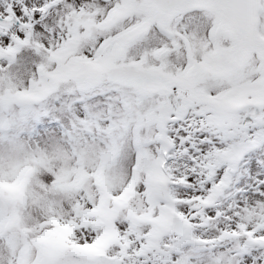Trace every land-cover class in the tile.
Wrapping results in <instances>:
<instances>
[{"label": "snow or ice", "instance_id": "1", "mask_svg": "<svg viewBox=\"0 0 264 264\" xmlns=\"http://www.w3.org/2000/svg\"><path fill=\"white\" fill-rule=\"evenodd\" d=\"M221 9H243L245 18L223 30ZM0 25V94L10 83L27 88L42 67L85 66L38 98L22 92L18 102L0 103L10 149L19 150L26 131L51 155L65 142L97 159L111 153L107 171L125 182L147 159L168 179L165 191L184 222L161 240L166 264H264V101L251 94L236 109L214 102L264 85V0H0ZM70 41L58 66L50 54ZM218 50L240 51L241 62L226 74L207 72ZM200 200L206 205L195 207ZM81 232V244L95 236L80 229L78 239ZM141 243L123 264H160L155 250L139 254Z\"/></svg>", "mask_w": 264, "mask_h": 264}, {"label": "rangeland", "instance_id": "2", "mask_svg": "<svg viewBox=\"0 0 264 264\" xmlns=\"http://www.w3.org/2000/svg\"><path fill=\"white\" fill-rule=\"evenodd\" d=\"M218 15L222 18L221 28L231 30L225 16L220 13ZM90 23L89 19L76 21L79 26H88ZM72 46L73 42L70 41L66 50L62 47L55 56L50 54L51 59L58 66L63 65L71 54ZM241 59L240 51L226 53L218 50L209 56L203 67L211 74L222 75L238 65ZM83 67L85 66L80 62L74 61L68 66L67 72H79ZM93 67L96 70L102 68L101 65ZM39 71L40 78L28 81L27 88L18 89L11 83L5 87L0 94V103H16L21 99L22 92L26 94L23 99L30 100L27 95L40 97L54 81L65 75L58 74L59 71L49 72L46 67ZM251 94L264 96V85L255 90L234 88L223 93L214 102L225 108L236 109L243 106ZM19 112L17 108L13 114L18 115ZM5 115L0 110V119ZM5 133L0 130V143L5 140L8 142L10 133ZM220 155L227 157L229 154ZM111 156V153H103L97 159L84 149H73L71 153L61 149L52 155L41 153L38 157L13 160L6 166L0 163V243L15 257L20 256L19 251L24 248L20 258L26 261L33 259L32 254L36 248L42 253V259L36 261V264H49L50 257L56 253H82L91 250L119 257L122 259L120 264H123L133 243L142 241L139 253L141 256L145 251L155 250L160 264H166V253L161 247V240L168 234L161 232L164 226L161 215L168 201L173 205L176 203L175 197L165 191L168 179L158 167L145 159L138 165L131 180L125 182L108 173ZM41 169L54 177L51 184L44 181V176L40 175ZM141 175L145 191L138 192ZM162 200L166 203H161ZM66 203H70V212L65 210ZM206 203L200 200L194 206L202 208ZM227 203L225 202V208ZM254 214L260 215L259 212ZM177 215L179 216L178 213ZM41 216L44 217L43 222H40ZM119 222L127 223L125 232L117 228ZM80 229H90L95 233L90 243L79 242L83 236L80 235L78 239L75 233ZM100 234L102 237L98 239ZM0 264H3L2 255ZM8 264H15V261L10 260Z\"/></svg>", "mask_w": 264, "mask_h": 264}, {"label": "clouds", "instance_id": "3", "mask_svg": "<svg viewBox=\"0 0 264 264\" xmlns=\"http://www.w3.org/2000/svg\"><path fill=\"white\" fill-rule=\"evenodd\" d=\"M5 135H8V133H5ZM89 142L92 141L90 140ZM18 145L21 146L19 150L10 149L6 140L3 143H0V163L6 166L13 160L23 159L25 157H38L41 153H47L51 155V149L48 147V145H46L41 140L30 137L26 131L19 135ZM61 147L68 153H71L73 150L72 145L68 144L67 142L61 145ZM40 175L45 176L50 174L44 173L43 169H41ZM52 180L47 181L46 183L51 184ZM43 219L44 217L41 216L40 222H43ZM81 236H83V233H81ZM0 255H2L3 257V264H8V261L10 260L13 262L15 261V256L11 252H9V250L4 247L2 243H0Z\"/></svg>", "mask_w": 264, "mask_h": 264}, {"label": "water", "instance_id": "4", "mask_svg": "<svg viewBox=\"0 0 264 264\" xmlns=\"http://www.w3.org/2000/svg\"><path fill=\"white\" fill-rule=\"evenodd\" d=\"M226 14L228 18V22L232 29H234L238 24L242 23L245 18V12L243 9H234V10H218ZM206 70V69H205ZM168 226L165 228L166 231H174L175 227L177 225V222H179L181 225H183L182 222L179 221L177 216L174 214V212L171 211V213L168 215L167 218ZM76 256V255H57L52 259V264H101L100 261L105 262L104 256ZM100 257V258H97ZM106 257V256H105ZM102 258V259H101ZM109 264H115L114 258H108Z\"/></svg>", "mask_w": 264, "mask_h": 264}]
</instances>
